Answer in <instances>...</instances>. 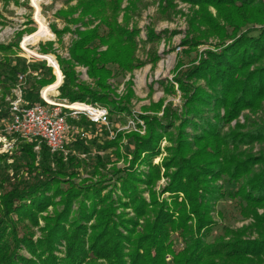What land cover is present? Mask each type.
Returning a JSON list of instances; mask_svg holds the SVG:
<instances>
[{"label": "rangeland", "instance_id": "374dc122", "mask_svg": "<svg viewBox=\"0 0 264 264\" xmlns=\"http://www.w3.org/2000/svg\"><path fill=\"white\" fill-rule=\"evenodd\" d=\"M254 1L257 7L262 8L264 15V0ZM87 2L88 0H0V45H17L13 48L16 56L3 51L0 52V61L8 55L18 65L19 73L26 75L23 84L25 98L30 97L28 91H33L34 98L40 96V93L46 98L57 92L59 102H68L67 99L61 98L62 91L66 89L62 88L65 83L64 76L59 66H50V57L65 64L71 63L77 83L110 98L109 107L105 106L110 112L108 127H94L83 117L74 118L73 129L67 137L68 154L53 156L47 153V158L44 159L42 150L39 153L34 151V170L31 172L25 167L23 170L17 166L28 162L25 154L19 152L25 143L8 136L0 123V175L7 174L11 177L9 182L0 181V198L4 193L13 191L17 185H20L19 189H23V185L34 184L35 176L40 179L43 177V182H51L50 189L46 192L51 203L44 212L38 214L37 221L17 214L11 216L14 224H10V227L15 229L17 239L21 241L19 255L27 261L34 258L24 246V240H30L38 246L46 241L49 225L51 227L67 207L65 193L69 191L79 195L71 204V215L65 228L69 229L70 225L76 228L82 224L88 228V236L91 235L90 227L96 220L86 222L81 219L79 213L80 202L84 201L87 206L91 202L85 200L81 194L92 188L103 189L102 197L108 193L112 196L108 203L114 202L117 215L125 212L129 218L134 216L131 209H123L118 204L119 196L123 194L117 181L132 167L131 153L135 144L130 140V136L146 138L150 128L147 121L152 118L155 119L153 127L159 125L156 130L162 136L157 144L158 154L149 160L143 155L133 170L147 173L148 162L158 168L159 179L155 185L148 190L146 185L141 184L139 189L148 203L151 201V193L155 194L158 203H171L172 194L164 192L170 183L165 176L164 162L172 156L171 150L176 147L175 141L179 135L178 130L182 129L188 98L197 89L206 88L203 79L193 73L187 76L188 72L201 67V64L210 58L212 60L214 55L220 54L237 40L245 36L258 37V31L264 27V16L263 25L256 22L246 23L239 17L230 19L232 10L217 8V1H201L197 4L185 0H113L112 4L110 1L109 4L114 7L112 9L115 12L114 27L118 28L119 36L127 40L125 37L128 33H133L131 50L128 49L129 53L126 54L131 58L129 62L120 61L122 66L107 62L104 67L110 72L104 79H100L103 86L99 87L98 80L89 76L87 66L71 61V48L75 42L81 40V34L102 24L99 17L95 18L87 11ZM235 3L240 7L242 0ZM242 14L246 19L254 16L246 11ZM105 16L111 18L107 13ZM99 33L104 37L108 34L104 29ZM99 44L92 42L89 47L99 46L97 53L108 50V45ZM127 47L123 44L122 47L119 46L123 49ZM97 53L87 56L96 61ZM33 60L40 68L38 72L42 70L43 65L53 69L52 74L56 76L57 81L53 86L38 85V74L32 73L34 70L28 67ZM16 85L17 83L6 94L0 89V114L8 112ZM221 114L224 115V111ZM245 117L252 121L264 122V111L256 114L250 110L243 111L236 120L225 126L224 132L241 131V125H247L250 129L252 123L246 122ZM185 131L187 135L194 132L191 128ZM107 142H114L115 145L106 148ZM241 149L252 155L264 153V145L259 143L250 147L244 145ZM46 170H50L49 179L45 177ZM217 184L223 187L224 196L214 203L210 214L214 227L208 242L213 243L217 238L226 241L261 239L258 234L264 230V204L254 208L250 214V211L245 209L247 202L235 197V192L239 189L238 183L223 177ZM179 196L180 201L185 199L184 194ZM124 201L127 200L124 198ZM187 211H190L188 206ZM169 243L175 252L185 247L178 233L171 234ZM67 252V245L62 239L55 245L53 255L58 259H65ZM172 260L173 255L168 254L166 261L171 263ZM254 261L258 262L257 259ZM87 262L91 261L87 259Z\"/></svg>", "mask_w": 264, "mask_h": 264}, {"label": "trees", "instance_id": "16d2710c", "mask_svg": "<svg viewBox=\"0 0 264 264\" xmlns=\"http://www.w3.org/2000/svg\"><path fill=\"white\" fill-rule=\"evenodd\" d=\"M112 1L88 0L87 11L91 12L95 18L99 17L102 24L82 33L81 40L75 42L71 48V61L87 66L89 76L98 80L99 87L103 86L100 84V79H104L110 72L106 66L104 67L107 62L121 65L120 61L125 63L131 58L126 54L132 46L133 33H128L125 37L127 40L119 36L118 28L114 27L115 12L112 9L114 7L110 5ZM185 1L192 4L201 1H217L215 4L217 8L232 10L230 19L239 17L246 23L256 22L263 25L262 8L257 7L254 0H242L240 7L235 3L237 0ZM244 10L253 13L254 16L250 19L244 18L242 14ZM106 13L111 16L110 19L105 16ZM102 29L107 30V37L99 33ZM258 33L259 36L256 38L245 36L237 40L220 54L214 55L212 60L210 58L209 61L201 64V67L188 72L187 76L193 73L203 79L206 88L197 89L188 98L182 129L178 130L179 135L175 141L176 147L171 150L172 156L164 162L165 176L170 180L164 192L172 194L171 203L168 201L158 203L154 193L150 194L151 201L148 203L139 189L141 184L146 185L148 190L155 185L159 179L158 168L148 162L146 163L149 166L147 173L133 170L143 155L149 160L158 154L157 144L162 136L156 130L159 125L153 127L155 119L152 118L148 120L149 122L147 121L150 128L146 138L130 136V140L132 139L135 144L131 153L133 158L130 166L132 167L117 181L119 190L123 194L119 196L118 204L123 209H131L134 213L133 217H127L125 212L117 215L114 202L108 203L112 196L108 193L102 197L103 189L92 188L81 194L85 200L91 202L88 206L84 201L80 202L79 213V216H82L81 219L86 222L91 219L96 220V223L90 227L91 235L88 236V228L82 224L77 225L76 228H73L74 225H70L69 229L65 228L71 215V204L79 195L69 191L65 193L67 207L55 223L51 227L49 225L46 241L38 246L30 240H24V246L34 258L32 261H27L19 255L21 241L17 239L16 231L10 227V224H14L11 216L15 214L37 221L38 214L44 212L51 203V199L46 196L51 182H43V177L40 179L35 176L34 184L23 185V189H19L20 185H17L13 191L1 195L0 264L264 263V230L258 234L262 237L261 239L226 241L217 238L213 243L208 242L214 227L210 214L214 203L224 196L223 187L217 184L223 177L239 184L235 197H240L247 202L245 209L249 210L250 214L254 208L264 204V153L252 155L241 149L244 145L250 147L255 143L264 145V122L252 121L249 117H245L246 122L252 123L250 129L247 125H241L243 128L241 131L224 132L225 126L236 120L243 111L250 110L253 114L264 111V27ZM92 42L108 45V50L97 53L99 46L89 47ZM122 44L128 47L119 48ZM16 46L0 45V52L4 51L11 56H16L13 49ZM95 53H97L96 61L90 60L87 55ZM50 58L52 66L54 68L59 66L64 76L65 83L62 88L66 89L62 91V100L67 99L70 104L108 106L110 98L107 95H99L91 88L77 83L71 63L65 64L53 57ZM35 62L33 60L28 67L34 70L32 73L38 74V85L53 86L57 82L56 76L52 74L53 69L43 65L42 70L38 72L40 68L35 65ZM19 72L18 65L11 57L6 55L2 58L0 89L5 94L18 83ZM28 92L30 97L26 100L29 104L41 100L40 96L33 97V91ZM56 94L57 92H54L53 95ZM46 99L62 103L51 97ZM222 111L224 115L221 114ZM7 115L8 112L1 113L0 121ZM187 128H191L194 132L187 135L185 131ZM114 145V142H107L106 148ZM41 150L46 159V154L49 153L48 148L43 145ZM19 152L25 154L28 162L17 164V166L23 170L26 168L30 172L34 170L33 145L25 143ZM49 174L50 170H46V179L50 178ZM10 179L11 177L7 174L0 175V181L9 182ZM56 188L58 189V185ZM180 194H184L183 201L179 199ZM124 198L127 201H124ZM187 206L190 209L189 212ZM172 233H178L185 243V247L179 252L173 251L169 243ZM62 239L67 245L68 252L65 259H58L53 255V250ZM168 254L173 255L171 263L166 261ZM87 259L91 262L88 263ZM255 259L258 262H255Z\"/></svg>", "mask_w": 264, "mask_h": 264}, {"label": "built area", "instance_id": "2783aa9c", "mask_svg": "<svg viewBox=\"0 0 264 264\" xmlns=\"http://www.w3.org/2000/svg\"><path fill=\"white\" fill-rule=\"evenodd\" d=\"M25 79L26 75L19 74L13 98L9 103L8 115L0 123L8 136L33 145L36 153L45 145L53 156L67 155V137L73 129L74 118L83 117L94 127L109 126L110 112L98 104H90L88 110L81 111L66 105L49 103L42 93L40 101L29 104L23 91ZM50 97L58 99L57 95ZM65 103L69 104L67 101Z\"/></svg>", "mask_w": 264, "mask_h": 264}, {"label": "bare ground", "instance_id": "6f19581e", "mask_svg": "<svg viewBox=\"0 0 264 264\" xmlns=\"http://www.w3.org/2000/svg\"><path fill=\"white\" fill-rule=\"evenodd\" d=\"M42 59H44L43 57H40ZM51 66V65H50ZM44 98V97H43ZM46 101H48L49 103H52V104H58V105H66V106H69L70 108L72 109H78V110H81V111H86L89 109V105L85 106L83 104H79V103H74V104H66V103H58V102H55V101H52L50 99H46L44 98Z\"/></svg>", "mask_w": 264, "mask_h": 264}, {"label": "water", "instance_id": "95a60500", "mask_svg": "<svg viewBox=\"0 0 264 264\" xmlns=\"http://www.w3.org/2000/svg\"><path fill=\"white\" fill-rule=\"evenodd\" d=\"M51 67H53V66L51 65Z\"/></svg>", "mask_w": 264, "mask_h": 264}]
</instances>
